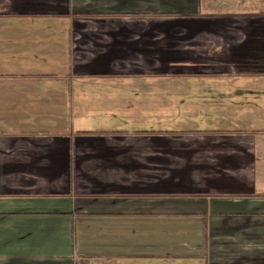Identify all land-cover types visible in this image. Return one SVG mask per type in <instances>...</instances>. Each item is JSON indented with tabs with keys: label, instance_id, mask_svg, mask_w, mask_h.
Listing matches in <instances>:
<instances>
[{
	"label": "crops",
	"instance_id": "obj_1",
	"mask_svg": "<svg viewBox=\"0 0 264 264\" xmlns=\"http://www.w3.org/2000/svg\"><path fill=\"white\" fill-rule=\"evenodd\" d=\"M264 260V0H0V264Z\"/></svg>",
	"mask_w": 264,
	"mask_h": 264
},
{
	"label": "rangeland",
	"instance_id": "obj_2",
	"mask_svg": "<svg viewBox=\"0 0 264 264\" xmlns=\"http://www.w3.org/2000/svg\"><path fill=\"white\" fill-rule=\"evenodd\" d=\"M258 264H264V260H262V259H259V262H258Z\"/></svg>",
	"mask_w": 264,
	"mask_h": 264
}]
</instances>
